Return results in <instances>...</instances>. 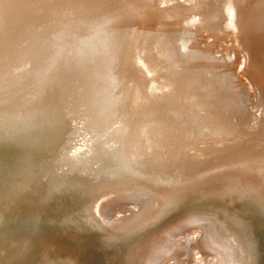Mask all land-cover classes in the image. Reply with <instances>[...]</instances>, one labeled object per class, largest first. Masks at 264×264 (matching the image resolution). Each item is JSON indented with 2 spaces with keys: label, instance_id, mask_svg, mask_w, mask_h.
Here are the masks:
<instances>
[{
  "label": "bare ground",
  "instance_id": "obj_1",
  "mask_svg": "<svg viewBox=\"0 0 264 264\" xmlns=\"http://www.w3.org/2000/svg\"><path fill=\"white\" fill-rule=\"evenodd\" d=\"M259 45L264 0H0V264H264Z\"/></svg>",
  "mask_w": 264,
  "mask_h": 264
},
{
  "label": "rangeland",
  "instance_id": "obj_2",
  "mask_svg": "<svg viewBox=\"0 0 264 264\" xmlns=\"http://www.w3.org/2000/svg\"><path fill=\"white\" fill-rule=\"evenodd\" d=\"M259 47H260V49L259 50H261L262 52H264V45H259ZM248 59H249V56L247 57ZM248 59H246V64H247V62H248ZM261 59V60H260ZM257 63H260V65L261 66H263V71H264V53L260 56H258L257 57ZM250 66V68L248 67V66ZM246 66H245V68L248 70H246V73H247V75H246V78H247V80L248 81H250L252 84V87H253V89H255L254 91L257 93L258 91H260L261 90V85L260 84H262L263 85V83H262V81L260 80V78H259V76H258V73H257V68L256 67H254L255 65L253 64L252 66L249 64V62H248V64H247ZM254 67V68H253ZM251 70H252V72H251ZM249 72V73H248ZM251 72V73H250ZM255 74V75H254ZM257 74V75H256ZM253 75V76H252ZM262 76V75H261ZM263 76H264V73H263ZM255 79V80H254ZM256 81H257V83H259V84H257L256 83ZM260 86V87H259ZM255 87V88H254ZM258 90V91H257ZM127 210H129L128 208H126V211L124 212V210H120V211H118L116 214L118 215V214H123V215H126L127 214ZM186 234H185V236H186V238H187V240H190L191 241V243L193 242L194 243V241H195V239H197V238H195V237H198L197 235H199L198 234V232H197V230H195V229H193V228H190V229H187L186 231ZM191 237V238H190ZM193 252V253H192ZM189 254H187L186 255V259H184V262H186V263H189V264H195V263H197V262H199V261H205V262H211V260H213L212 259V257L210 256V255H208V253H206V252H202L200 249H197V248H194L191 252H188ZM206 256V257H205ZM210 258V259H209ZM189 261H191V262H189Z\"/></svg>",
  "mask_w": 264,
  "mask_h": 264
}]
</instances>
